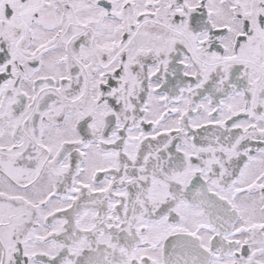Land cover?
Here are the masks:
<instances>
[{"label": "snow or ice", "instance_id": "snow-or-ice-1", "mask_svg": "<svg viewBox=\"0 0 264 264\" xmlns=\"http://www.w3.org/2000/svg\"><path fill=\"white\" fill-rule=\"evenodd\" d=\"M0 264H264V0H0Z\"/></svg>", "mask_w": 264, "mask_h": 264}]
</instances>
